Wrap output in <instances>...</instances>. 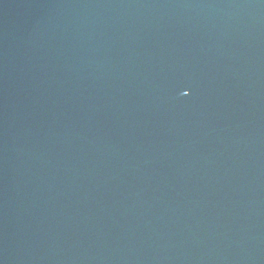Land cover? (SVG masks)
Segmentation results:
<instances>
[{
    "label": "water",
    "instance_id": "95a60500",
    "mask_svg": "<svg viewBox=\"0 0 264 264\" xmlns=\"http://www.w3.org/2000/svg\"><path fill=\"white\" fill-rule=\"evenodd\" d=\"M0 264H264V0H0Z\"/></svg>",
    "mask_w": 264,
    "mask_h": 264
}]
</instances>
